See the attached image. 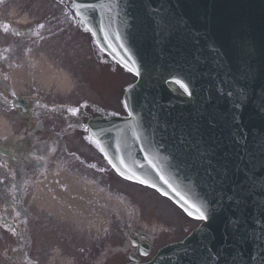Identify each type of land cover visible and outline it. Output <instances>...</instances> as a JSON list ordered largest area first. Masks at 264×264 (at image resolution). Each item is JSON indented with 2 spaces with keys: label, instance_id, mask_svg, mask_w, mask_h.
<instances>
[{
  "label": "water",
  "instance_id": "95a60500",
  "mask_svg": "<svg viewBox=\"0 0 264 264\" xmlns=\"http://www.w3.org/2000/svg\"><path fill=\"white\" fill-rule=\"evenodd\" d=\"M96 1L99 44L139 80L130 119L93 137L119 174L207 216L151 264H264V0Z\"/></svg>",
  "mask_w": 264,
  "mask_h": 264
},
{
  "label": "flooded vegetation",
  "instance_id": "af4514ba",
  "mask_svg": "<svg viewBox=\"0 0 264 264\" xmlns=\"http://www.w3.org/2000/svg\"><path fill=\"white\" fill-rule=\"evenodd\" d=\"M43 3L44 0H0V62L4 69L3 73L0 72V264H46L45 237L37 236L44 225L32 212L34 207L30 198H35L36 193L38 196L39 187L49 172L76 171L94 166L92 152L80 145L88 136L84 131V121L99 116L98 109L87 100H84L85 105L60 106L47 100L38 86L34 87L32 94H28V89V95L17 96L13 86L15 62L28 69L32 55L52 58L41 48L42 44L46 41L58 43L63 32L67 37L72 33V21L66 22L60 14L62 10L65 12L63 6L53 3L50 13L44 14ZM13 9L18 10L20 17L27 16L28 21L13 19ZM79 37L81 41H88L83 34ZM52 49L61 51L59 46ZM5 56L8 63L2 61ZM105 72L109 73L108 70ZM119 106V103L115 105L116 108ZM31 117L38 119L39 128L41 124L45 125L32 133L39 134L38 143L33 148L34 158L24 154L22 148H11L12 134H30V131L22 129L21 123ZM9 170H14L13 177ZM39 198L45 200L43 195ZM58 229L62 228L56 227L54 233L63 232ZM189 231L191 228L185 226L182 235L174 238L181 239ZM130 233L133 235H126L111 245L108 237L93 242L88 241V236L80 239L76 234L65 235L64 232L65 236L60 237L61 249L71 252V264H125L131 256L141 258L139 236L134 230Z\"/></svg>",
  "mask_w": 264,
  "mask_h": 264
},
{
  "label": "rangeland",
  "instance_id": "374dc122",
  "mask_svg": "<svg viewBox=\"0 0 264 264\" xmlns=\"http://www.w3.org/2000/svg\"><path fill=\"white\" fill-rule=\"evenodd\" d=\"M62 46L65 51H67L69 47L71 50H74V56L77 58L78 63L82 61V58H84L86 55L85 52L80 50L74 44V40H71L67 43L65 42ZM21 71L22 70L18 71L17 69H15V76H17L18 74H22ZM94 97L95 96H93V98ZM103 183L108 187L109 185H111L113 189L120 191L121 193L119 194L123 197V200H125L124 203L122 201L115 202L113 198H111L112 206H115L116 208L120 209V210L116 209L114 213L111 214V221L113 219L116 220L115 216L113 215L116 214L118 216L119 211H121L122 213L119 216L121 217V219L126 220L127 224L133 223L134 225H140L151 232L170 231L171 233L168 234L162 233V235L165 236L164 238H166L169 235H175L176 237H178L180 234L182 235V233L184 232V226L189 221L182 215L180 210L177 209L171 202L163 199L154 191L149 189H144L142 187L140 188L139 186L133 185L131 183L121 181L118 177L116 178L112 173L109 174V180L107 179V181ZM86 196L90 198L88 194ZM99 199H101V197H99ZM70 220L74 222V218H71ZM189 225L192 224L190 223ZM111 226H112V222H111ZM112 227L111 228L113 229V231L116 232L111 234V237L115 240L116 237L118 236V231L121 232L122 230L121 228L117 227L115 224ZM48 231L49 230L41 231L37 234V236L41 238L44 235V233L46 232L48 233ZM46 238H47L46 246L48 247L49 245L51 247L49 251L46 250V257L54 259V261L56 262L55 257L57 254L58 258L59 257L61 258V260L59 261L60 264H66L67 262H69L68 260H65L61 256L60 250L54 251L55 249H57V247L60 246L58 244V241L55 239V237L48 236L47 234ZM53 247H55V249Z\"/></svg>",
  "mask_w": 264,
  "mask_h": 264
},
{
  "label": "bare ground",
  "instance_id": "6f19581e",
  "mask_svg": "<svg viewBox=\"0 0 264 264\" xmlns=\"http://www.w3.org/2000/svg\"><path fill=\"white\" fill-rule=\"evenodd\" d=\"M24 78H26V77H24V76H23V77H18V78H17V82L19 83V82L23 81ZM76 183H77V185H82V186H83V189H84V192H86L87 186H86L85 183H81V182H79L78 180H77ZM61 194H62V193L59 192L57 195L61 197ZM68 200L71 201L70 193L68 194ZM72 205H73V206H77L76 203H73ZM77 210H80L79 207L77 208Z\"/></svg>",
  "mask_w": 264,
  "mask_h": 264
},
{
  "label": "snow or ice",
  "instance_id": "6c2138e0",
  "mask_svg": "<svg viewBox=\"0 0 264 264\" xmlns=\"http://www.w3.org/2000/svg\"><path fill=\"white\" fill-rule=\"evenodd\" d=\"M13 95H14V93H13ZM193 207H195L196 212L198 213V216H199L200 219H203V220L207 219V216L204 214V212L199 207H197L195 205H193Z\"/></svg>",
  "mask_w": 264,
  "mask_h": 264
}]
</instances>
